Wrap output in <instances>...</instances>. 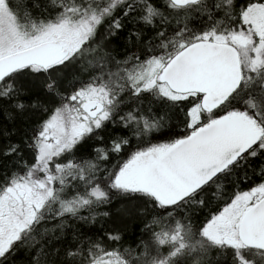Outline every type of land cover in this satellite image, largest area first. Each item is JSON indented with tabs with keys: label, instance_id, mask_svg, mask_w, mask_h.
I'll return each mask as SVG.
<instances>
[{
	"label": "snow or ice",
	"instance_id": "6c2138e0",
	"mask_svg": "<svg viewBox=\"0 0 264 264\" xmlns=\"http://www.w3.org/2000/svg\"><path fill=\"white\" fill-rule=\"evenodd\" d=\"M0 264H264V0H0Z\"/></svg>",
	"mask_w": 264,
	"mask_h": 264
},
{
	"label": "trees",
	"instance_id": "16d2710c",
	"mask_svg": "<svg viewBox=\"0 0 264 264\" xmlns=\"http://www.w3.org/2000/svg\"><path fill=\"white\" fill-rule=\"evenodd\" d=\"M133 234H135L134 232H133ZM131 237H129V239H130Z\"/></svg>",
	"mask_w": 264,
	"mask_h": 264
}]
</instances>
